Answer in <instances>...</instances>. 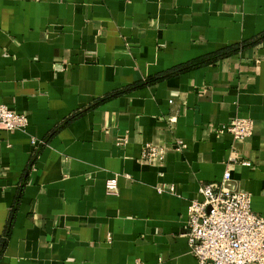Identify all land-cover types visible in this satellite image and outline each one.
I'll list each match as a JSON object with an SVG mask.
<instances>
[{"label":"crops","instance_id":"0c3cea01","mask_svg":"<svg viewBox=\"0 0 264 264\" xmlns=\"http://www.w3.org/2000/svg\"><path fill=\"white\" fill-rule=\"evenodd\" d=\"M262 32L264 0H0V104L28 118L0 129V264H198L187 209L225 170L264 215V38L139 84Z\"/></svg>","mask_w":264,"mask_h":264},{"label":"built area","instance_id":"2783aa9c","mask_svg":"<svg viewBox=\"0 0 264 264\" xmlns=\"http://www.w3.org/2000/svg\"><path fill=\"white\" fill-rule=\"evenodd\" d=\"M27 125L26 114L0 104V129L23 130ZM252 130L253 123L248 118H233L220 128L236 139L250 136ZM146 147V163L163 162L162 147L151 144ZM105 189L108 193L117 192L116 177L107 179ZM155 189L159 194H175L173 184L160 183ZM198 193L201 199L190 202L184 225L190 252L197 263L264 264V215L252 211L250 193L233 187L227 170L219 181L199 185Z\"/></svg>","mask_w":264,"mask_h":264},{"label":"trees","instance_id":"16d2710c","mask_svg":"<svg viewBox=\"0 0 264 264\" xmlns=\"http://www.w3.org/2000/svg\"><path fill=\"white\" fill-rule=\"evenodd\" d=\"M263 38H264V32H262L261 34H259L257 37L253 38L250 41H243V42H240L238 44L226 46V47L220 48V49H218V50H216V51H214L212 53H208L206 55H203V56L194 58L192 60H189V61H187L185 63L176 65V66L166 70L163 73H160V74H157V75H155L153 77L145 79L144 81L140 82L139 84H149V83H152L153 81H156V80H159V79H163V78H166V77H170L172 75H175V74L187 71V70H191V69L203 66V65H206L207 63H212V62L216 61L219 58H222V57H225V56H228V55H231V54L235 53L236 51H238L241 48H244V47H247V46H250V45H254V44L259 42ZM135 86H138V85H134V87ZM132 87L133 86H130V87H127L125 89H122V91L121 90L120 91H116V92H113V93H111V94H109V95H107L105 97H102V98L96 100L90 106H88L86 108V110L94 107L95 105L99 104L100 102L105 101L106 99H108L110 97H113L114 95H117V94H119L121 92L127 91L130 88H132ZM81 113H82V111L75 112L69 118H67V120H70L71 118H73L75 116H78Z\"/></svg>","mask_w":264,"mask_h":264}]
</instances>
